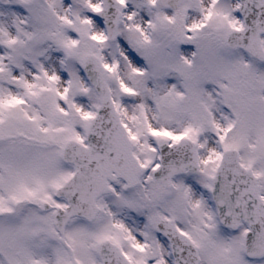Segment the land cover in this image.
I'll use <instances>...</instances> for the list:
<instances>
[{
  "label": "snow or ice",
  "instance_id": "obj_1",
  "mask_svg": "<svg viewBox=\"0 0 264 264\" xmlns=\"http://www.w3.org/2000/svg\"><path fill=\"white\" fill-rule=\"evenodd\" d=\"M0 264H264V0H0Z\"/></svg>",
  "mask_w": 264,
  "mask_h": 264
}]
</instances>
